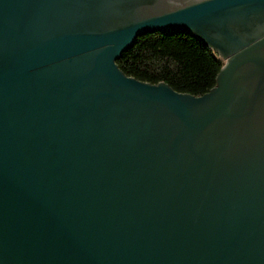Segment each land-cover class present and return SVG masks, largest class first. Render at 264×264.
<instances>
[{"label": "water", "instance_id": "95a60500", "mask_svg": "<svg viewBox=\"0 0 264 264\" xmlns=\"http://www.w3.org/2000/svg\"><path fill=\"white\" fill-rule=\"evenodd\" d=\"M170 30L202 94L117 68ZM0 264H264V0H0Z\"/></svg>", "mask_w": 264, "mask_h": 264}, {"label": "trees", "instance_id": "16d2710c", "mask_svg": "<svg viewBox=\"0 0 264 264\" xmlns=\"http://www.w3.org/2000/svg\"><path fill=\"white\" fill-rule=\"evenodd\" d=\"M115 64L123 74L138 80L159 81L175 91L199 95L213 86L222 61L191 34L170 30L136 36Z\"/></svg>", "mask_w": 264, "mask_h": 264}, {"label": "rangeland", "instance_id": "374dc122", "mask_svg": "<svg viewBox=\"0 0 264 264\" xmlns=\"http://www.w3.org/2000/svg\"><path fill=\"white\" fill-rule=\"evenodd\" d=\"M216 55H217V53L215 52V51H213ZM218 56V55H217ZM222 61V60H221Z\"/></svg>", "mask_w": 264, "mask_h": 264}]
</instances>
